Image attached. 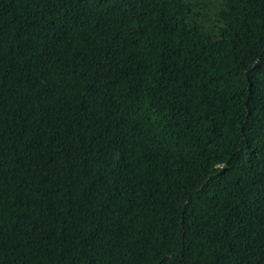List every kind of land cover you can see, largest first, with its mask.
Segmentation results:
<instances>
[{
	"label": "trees",
	"instance_id": "1",
	"mask_svg": "<svg viewBox=\"0 0 264 264\" xmlns=\"http://www.w3.org/2000/svg\"><path fill=\"white\" fill-rule=\"evenodd\" d=\"M0 264H264V0H0Z\"/></svg>",
	"mask_w": 264,
	"mask_h": 264
}]
</instances>
